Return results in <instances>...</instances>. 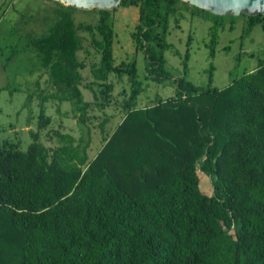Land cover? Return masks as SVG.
Instances as JSON below:
<instances>
[{"label":"trees","instance_id":"1","mask_svg":"<svg viewBox=\"0 0 264 264\" xmlns=\"http://www.w3.org/2000/svg\"><path fill=\"white\" fill-rule=\"evenodd\" d=\"M49 1L54 23L29 34L22 50L53 90L39 96L27 149L0 144V264H264V49L256 68L224 89L173 79L163 57L169 20L177 26L183 12L209 22L211 58L221 29L243 18V37L255 26L264 34V16H216L180 0H121L118 7H138L130 38L147 77L175 86L172 96L138 108L135 61L115 64L113 10H83L96 13V22L76 23L77 8ZM89 49L95 60L84 83L80 52L91 56ZM111 75H126L130 87L121 121L106 133L109 117L94 112L117 105ZM48 101L70 104L79 138L54 131L57 146L41 142L51 123ZM91 127L102 136L93 157ZM198 173L209 178L211 195L201 192Z\"/></svg>","mask_w":264,"mask_h":264},{"label":"rangeland","instance_id":"2","mask_svg":"<svg viewBox=\"0 0 264 264\" xmlns=\"http://www.w3.org/2000/svg\"><path fill=\"white\" fill-rule=\"evenodd\" d=\"M2 0H0V4ZM0 11V144L4 141L19 142L20 149L25 151L31 143L30 131H36L40 112L39 96L49 94L53 88L49 85L48 76L36 65L34 55L22 48L29 34L46 33L54 23L55 5L49 0H5ZM176 26L171 17L167 29L166 40L170 44L163 53L165 70L173 79L186 76L195 86L224 89L233 79L244 72H251L257 66L258 58L263 56L264 34L260 26H255L250 36H242L243 18H239L233 29L229 25L219 31V40L214 57L209 56L207 46L209 22L200 15L191 16L182 13ZM76 23L94 24L97 14L82 9L74 11ZM112 27L115 33L113 56L115 64L135 61L142 92L137 98V107L142 108L153 103L156 97L168 98L174 94L175 86L169 80H153L147 77L144 54L136 50L130 35L134 32L138 21V7L130 5L118 7L112 11ZM85 39L87 36L80 33ZM16 51L15 57L12 58ZM80 52L87 68L82 72L84 83L90 81L89 66L95 60ZM188 52L186 73L184 59ZM114 83L113 95L117 105L94 112L96 116L109 117L106 133H111L123 116L121 102L129 94V82L126 75H111ZM5 88V89H4ZM4 89V90H1ZM124 92V94H123ZM86 101L92 100L90 92L82 88ZM44 112L51 123L41 132V142L48 147L57 146L53 132L80 137V130L71 113L69 103L59 104L48 101ZM98 122H96L97 124ZM102 145V136L97 127H91V146L89 156L93 157ZM199 187L202 193L211 195L212 187L209 178L198 173Z\"/></svg>","mask_w":264,"mask_h":264},{"label":"water","instance_id":"3","mask_svg":"<svg viewBox=\"0 0 264 264\" xmlns=\"http://www.w3.org/2000/svg\"><path fill=\"white\" fill-rule=\"evenodd\" d=\"M64 6L82 10H114L121 0H54ZM212 15L239 17L264 16V0H180Z\"/></svg>","mask_w":264,"mask_h":264}]
</instances>
